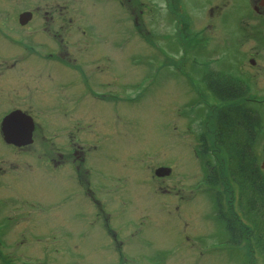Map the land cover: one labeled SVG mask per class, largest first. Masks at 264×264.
I'll return each mask as SVG.
<instances>
[{
	"label": "flooded vegetation",
	"instance_id": "flooded-vegetation-1",
	"mask_svg": "<svg viewBox=\"0 0 264 264\" xmlns=\"http://www.w3.org/2000/svg\"><path fill=\"white\" fill-rule=\"evenodd\" d=\"M105 41L115 48H103ZM116 49L147 56L152 71L172 72L184 103L220 102L236 79L248 90L245 100L258 99L264 114V0H0V180L10 178L3 166L72 168L62 199L77 192L105 211L86 161L99 137L112 134L115 160L118 128L100 118H120L115 107L132 102L127 91L151 81L144 76L132 85L106 69ZM113 167L120 170L121 162ZM151 175L164 182L173 170L161 164ZM124 177L132 179L131 172ZM113 246L111 264H120L122 247ZM20 247L1 241L0 264L40 257L17 255Z\"/></svg>",
	"mask_w": 264,
	"mask_h": 264
},
{
	"label": "rangeland",
	"instance_id": "rangeland-1",
	"mask_svg": "<svg viewBox=\"0 0 264 264\" xmlns=\"http://www.w3.org/2000/svg\"><path fill=\"white\" fill-rule=\"evenodd\" d=\"M102 47L115 48L110 41ZM105 67L116 70L121 79L127 77V83L135 79V84L144 76L151 80L127 91L132 102L115 107L120 118H100L118 128L115 160L108 147L113 146L112 134L99 137L98 150L86 161L92 170L88 179L95 186L94 195L103 201L105 211L86 205L85 197L77 192H68L69 197L62 199L67 192L64 183L74 176L72 168L55 169L38 162L36 168L32 163L28 170L19 167L14 172L3 166L10 178L0 180V242L21 246L17 255L33 251L41 257L10 264H111L115 241L125 258L120 264H264L257 246L249 241L238 247L229 245L222 228L221 222L230 214L221 211L230 210L236 220L239 216L238 191L226 181L225 158L215 147L213 119L222 102L184 103L172 72L161 68L153 72L142 54L125 55L116 49ZM184 99L188 101L185 95ZM245 101L261 111L258 99ZM109 107L103 104L100 111ZM262 117V130L254 144L260 168L264 164ZM204 139L214 149L223 186L211 188L205 183ZM117 161L120 170L113 167ZM161 164L173 170L164 182L151 175L152 168ZM105 171L119 178L109 181L95 175ZM128 172L132 179L124 177ZM160 186L169 192H161ZM216 198L224 205L220 211ZM57 206L68 211H55ZM246 229L251 230L247 225Z\"/></svg>",
	"mask_w": 264,
	"mask_h": 264
},
{
	"label": "trees",
	"instance_id": "trees-1",
	"mask_svg": "<svg viewBox=\"0 0 264 264\" xmlns=\"http://www.w3.org/2000/svg\"><path fill=\"white\" fill-rule=\"evenodd\" d=\"M231 81V93L225 99H220L222 104L213 121L215 147L225 158L226 181L238 191L239 216L237 221L230 210L221 211L230 214L221 223L228 243H231L229 245L238 247L243 241H249L252 247L257 246L258 252L264 254V172L259 167L254 150L256 138L262 130V117L250 105L252 103L247 104L245 101L247 88L236 79ZM205 140H202V145L206 151L201 154L206 165L205 183L208 187L217 188L223 186V172L219 171L220 167L215 163L211 143ZM215 205L219 211L224 206L217 198ZM246 225L251 230L246 229Z\"/></svg>",
	"mask_w": 264,
	"mask_h": 264
},
{
	"label": "water",
	"instance_id": "water-1",
	"mask_svg": "<svg viewBox=\"0 0 264 264\" xmlns=\"http://www.w3.org/2000/svg\"><path fill=\"white\" fill-rule=\"evenodd\" d=\"M262 168L264 169V164L262 165ZM165 174H168V173H165Z\"/></svg>",
	"mask_w": 264,
	"mask_h": 264
}]
</instances>
